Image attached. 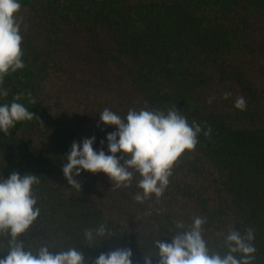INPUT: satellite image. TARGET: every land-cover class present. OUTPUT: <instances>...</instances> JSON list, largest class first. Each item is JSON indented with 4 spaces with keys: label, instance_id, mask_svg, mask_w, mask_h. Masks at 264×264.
Segmentation results:
<instances>
[{
    "label": "trees",
    "instance_id": "16d2710c",
    "mask_svg": "<svg viewBox=\"0 0 264 264\" xmlns=\"http://www.w3.org/2000/svg\"><path fill=\"white\" fill-rule=\"evenodd\" d=\"M20 2L25 68L5 78L9 94L0 103L23 94L19 102L36 116L0 134V172L40 175L38 231L21 239L74 242L106 219L121 236L81 246L85 255L129 247L133 264H142L140 246L147 251L155 229L199 215L213 246L219 232L253 228L255 264H264V0ZM238 97L245 111L234 108ZM145 107H176L212 129L178 158L159 202L136 203L135 181L110 188L102 172H83L81 192L70 188L61 155L92 135L99 148L115 130L97 127L98 112Z\"/></svg>",
    "mask_w": 264,
    "mask_h": 264
},
{
    "label": "clouds",
    "instance_id": "9594fccd",
    "mask_svg": "<svg viewBox=\"0 0 264 264\" xmlns=\"http://www.w3.org/2000/svg\"><path fill=\"white\" fill-rule=\"evenodd\" d=\"M20 0H0V99L8 96L3 85L5 78L25 68L21 48L23 35L19 13ZM23 94L13 96L11 102L0 103V134L7 136L17 123L32 121L36 114L19 101ZM230 92L223 94L228 99ZM29 103L36 100L29 94ZM211 102V99L209 100ZM234 108L246 110V101L238 97ZM99 113L97 127L114 126L94 148L96 136L73 141L67 153L60 157L62 173L67 185L81 192L83 172L104 173L114 189H127L135 181L137 191L132 197L138 204L164 195L173 175L178 158L185 151H193L198 137L210 136L211 127L203 128L196 121L189 123L176 107L162 110L147 107L129 108L121 115L110 108ZM101 131H104L101 128ZM106 142V151H105ZM40 175L11 172L7 178L0 172V264H133V251L129 247L114 246L95 258L85 255L81 246L95 248L113 237L119 238L118 227L102 220L86 227L77 241L53 243L36 235L34 243H26L28 234L36 230L41 215L37 188ZM163 216L165 209H154ZM151 214V212L149 213ZM208 219L194 216L191 222L172 220L163 228L153 231L150 247L142 251V264H255L257 248L253 228L243 231L229 228L219 232L218 243L213 246L205 239ZM39 233V232H38ZM171 234L170 240H164Z\"/></svg>",
    "mask_w": 264,
    "mask_h": 264
}]
</instances>
